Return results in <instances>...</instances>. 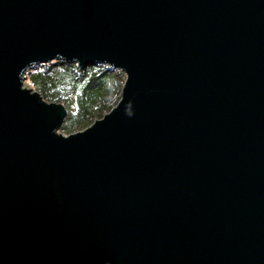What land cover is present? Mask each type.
<instances>
[{
	"label": "water",
	"instance_id": "1",
	"mask_svg": "<svg viewBox=\"0 0 264 264\" xmlns=\"http://www.w3.org/2000/svg\"><path fill=\"white\" fill-rule=\"evenodd\" d=\"M57 59L125 75L67 135ZM0 264H264V0H0Z\"/></svg>",
	"mask_w": 264,
	"mask_h": 264
},
{
	"label": "trees",
	"instance_id": "2",
	"mask_svg": "<svg viewBox=\"0 0 264 264\" xmlns=\"http://www.w3.org/2000/svg\"><path fill=\"white\" fill-rule=\"evenodd\" d=\"M25 80L49 102H62L68 111L60 129L85 128L118 101L124 74L104 63L79 68L62 59L32 66Z\"/></svg>",
	"mask_w": 264,
	"mask_h": 264
},
{
	"label": "rangeland",
	"instance_id": "3",
	"mask_svg": "<svg viewBox=\"0 0 264 264\" xmlns=\"http://www.w3.org/2000/svg\"><path fill=\"white\" fill-rule=\"evenodd\" d=\"M30 71V69L29 70H27L26 72H25V75H27V73ZM124 79H125V75H124ZM24 86L25 87H27V88H30L31 86L28 84V82H27V80H24ZM32 88V87H31ZM122 88V87H121ZM32 89H34V88H32ZM35 90V89H34ZM121 92V91H120ZM40 97H41V99L44 101V102H46V103H49V101L48 100H46V99H44L41 95H39ZM119 97H120V95H119ZM119 100V99H118ZM53 102V101H52ZM54 102H56V101H54ZM117 103V102H116ZM115 103V104H116ZM115 106V105H114ZM93 122V121H92ZM62 126V125H61ZM60 126V127H61ZM60 127L57 129V132H59V133H62V134H64V135H67V134H69V133H72V132H76V131H78V130H82L81 128H71V129H69V131L70 132H67V131H65V130H62V129H60Z\"/></svg>",
	"mask_w": 264,
	"mask_h": 264
},
{
	"label": "bare ground",
	"instance_id": "4",
	"mask_svg": "<svg viewBox=\"0 0 264 264\" xmlns=\"http://www.w3.org/2000/svg\"><path fill=\"white\" fill-rule=\"evenodd\" d=\"M78 67V66H77ZM59 128V127H58ZM57 131V130H56Z\"/></svg>",
	"mask_w": 264,
	"mask_h": 264
}]
</instances>
